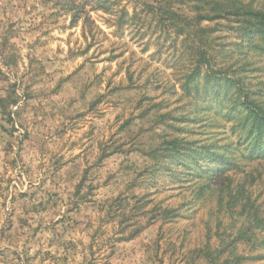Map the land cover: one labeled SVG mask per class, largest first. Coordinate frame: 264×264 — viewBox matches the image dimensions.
<instances>
[{"label": "rangeland", "instance_id": "1", "mask_svg": "<svg viewBox=\"0 0 264 264\" xmlns=\"http://www.w3.org/2000/svg\"><path fill=\"white\" fill-rule=\"evenodd\" d=\"M159 1L0 0V264H208L191 250L229 235L239 196L228 177L264 211V160L238 157L204 189L207 175L175 180L151 156L176 135L227 156L247 136L241 88L264 110V41L233 16L203 22L222 72L184 91L194 48L185 22L175 15L176 30L148 5ZM241 1L264 10V0ZM119 196L129 199L123 224ZM165 207L179 216L164 218Z\"/></svg>", "mask_w": 264, "mask_h": 264}, {"label": "trees", "instance_id": "2", "mask_svg": "<svg viewBox=\"0 0 264 264\" xmlns=\"http://www.w3.org/2000/svg\"><path fill=\"white\" fill-rule=\"evenodd\" d=\"M184 1L190 4L188 8L193 16L188 15L186 18L183 15L179 16L177 14L179 12L176 8L177 3ZM98 2L109 7L104 0H98ZM148 5L153 7L155 12L170 15L168 18H170L176 30H179V26L175 15L180 18L182 23L185 22V26L181 28V31H184L183 34L186 40L191 42L194 48V66L185 76L184 82H182V89L184 91L190 90L191 86L199 78L204 77L207 81H210V79H216L217 74L222 72V68H215L218 63L215 54L219 52L216 38L212 36V29L204 26L203 22L233 16L240 19L238 22L242 24L245 36L258 37L264 41V10L253 9L241 0H160L157 2V6ZM258 45L260 44L254 42V46ZM241 91L243 93L239 94L243 100L241 105L248 108L243 118L245 123L243 128L247 130V136L239 138L232 152L227 149V156L213 149L212 142L198 146L201 149L199 150L195 147L193 140H182L180 136L176 135L169 138L165 136L159 147L151 150L150 154L153 159L159 162L160 166L163 165V168H161L173 176L175 180L182 174L185 175L184 180L190 182L194 181L196 177L199 178L207 175L204 189L214 188L212 182L219 174L223 175L231 171L238 157L249 160H264V110L262 108L258 110L255 108L254 103L250 101V95L252 94H247L248 90L241 88ZM4 101L5 99H1V106L4 105ZM210 124L217 125L214 121H211ZM253 133L256 134L251 137ZM242 146H244V152L240 155L236 154L235 151ZM160 156L167 159V162L162 164ZM207 163L209 164L206 166ZM214 163L217 164V167L212 165ZM174 164L177 165V168L173 170L172 166ZM151 171L157 173L161 169L152 166ZM241 171H237L236 174ZM253 175V171H248V177L254 178ZM227 179L229 180V184L227 185L228 191H231L232 194L233 189H236L235 193L239 196L236 202L228 204L227 213L230 215L231 221L228 228L229 235L214 234L216 245L211 244V238L208 236L210 241L205 246L191 251L197 252L208 264H248L254 258L262 260L264 259V252L250 254V251L264 249V237H259V234L264 233V216H261L264 211L261 212L258 207L253 209L252 205L246 202V198L244 197L246 191L245 182L238 181L237 184H233L232 178L228 177ZM114 203L119 209H122V212L119 214L122 217L120 223L128 222L129 218L125 209L129 205V199L119 196L114 199ZM237 206L240 207L237 220L241 219L238 225L236 224L237 220H233L234 216L238 213L237 211H239ZM178 213L177 209L172 207H165L162 212H159V214L169 220L178 217ZM156 217L158 216L149 217L147 221H152L151 219H156ZM137 223L140 225L137 224L135 226L130 234L131 236L139 233L143 227V224Z\"/></svg>", "mask_w": 264, "mask_h": 264}]
</instances>
